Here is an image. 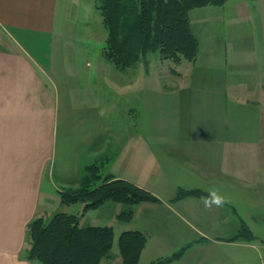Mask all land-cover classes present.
<instances>
[{
    "label": "crops",
    "instance_id": "crops-1",
    "mask_svg": "<svg viewBox=\"0 0 264 264\" xmlns=\"http://www.w3.org/2000/svg\"><path fill=\"white\" fill-rule=\"evenodd\" d=\"M224 6L211 8L224 11ZM84 9L96 10L95 0H0V264L33 262L31 222L46 218L47 200L54 192L61 198V193L78 189L92 165L100 167L103 177L126 180L159 199L131 207L127 231L147 236L142 259L145 254L150 262L170 258L187 240L184 228L206 238L219 221L224 235L215 241L251 247L249 241L233 240L247 226L223 194L227 190V195L243 197L244 192L249 198L253 189L260 188L255 177L246 176L245 168L238 166L256 157L252 151L261 143L264 106L259 89L264 90V80L248 71L250 63L229 66L224 58L225 65H206L190 20L192 10L189 20L199 45L197 58L176 65L174 75L166 77L172 85L164 86L162 94L167 106L174 104V119L166 121L173 132L138 131L143 100L139 86L134 97L135 131L127 139L111 142L109 111L103 109L108 98L94 79L107 78L108 66L87 69V62L86 70L78 69V58L87 60L78 44ZM203 25L208 24L204 21L198 28L204 29ZM204 30V36L215 37ZM104 48L101 52L109 65ZM159 98L146 102L163 105ZM82 147L89 160L81 161ZM125 164L129 169L135 164L134 174H112ZM179 190L200 194L177 199ZM258 195H264L263 187ZM231 218L236 221L228 229ZM192 222L196 227L190 226Z\"/></svg>",
    "mask_w": 264,
    "mask_h": 264
},
{
    "label": "rangeland",
    "instance_id": "rangeland-1",
    "mask_svg": "<svg viewBox=\"0 0 264 264\" xmlns=\"http://www.w3.org/2000/svg\"><path fill=\"white\" fill-rule=\"evenodd\" d=\"M135 2L137 0H132L131 4ZM80 15L82 17L80 18L78 27V44L82 47L81 51L83 50L87 55V60L79 57L78 69L86 70L85 65L87 62L90 63L87 69L99 67L105 70L108 66L109 75L107 78L95 77L94 79L98 84L97 89L100 88V90L104 91L106 98H108V101L104 102L103 109H108L109 111L108 134L111 142L117 141L120 138L127 139L135 131V123H138V120L133 113L134 105L137 101L134 100V97L139 94V86H142L141 93L143 100L141 129L138 131L143 133V135L144 133L153 132L158 134L173 132L171 125H169L170 129L166 127V121L174 119V104L171 103L167 106L162 94L166 90L164 88L167 86L171 87L172 85L168 84L169 79L166 77L174 75L173 70L176 71L178 68L171 61H161L158 51H151L146 55L140 56V59H145H142L136 67L127 68L125 71H122L123 69L118 71L113 64L109 63L108 65L101 52L106 43L104 40L103 23L98 11L94 10L90 12L84 9L80 12ZM190 20L201 43L203 61H206V65H213L214 63L225 65L226 61H224V58L225 60L227 59L229 66L244 64V62L250 63L248 71L255 76V79L260 78V80H264V0H228L225 3L224 11H213L211 7L195 9ZM204 21L208 25H203V28L214 32L215 37H209V34L204 36L203 31L205 30L198 28ZM69 49L71 50H68V53L72 55L73 49ZM183 62L188 64V61ZM187 66L189 67L190 65ZM240 71L244 72V69H240ZM82 77L85 78L84 75ZM163 83L162 88L161 85ZM259 92V98L262 99V105L264 106V90L259 89ZM154 95L155 98L161 96L162 99L159 98L158 102L162 100L163 105L151 106L147 104V102H153L155 99L153 98ZM137 98L138 96H136ZM126 114H128L127 117ZM166 116L168 117L166 118ZM71 119H74L73 116ZM103 121L104 125L108 123L105 116ZM78 137L82 138L80 133H78ZM84 141L85 139H83ZM72 149L77 151L74 146ZM255 150L252 152L256 157L249 158V160L247 158L238 167L239 169L245 168L244 173L246 176L255 177L254 179H256L260 187L258 191L256 192L257 188L253 189L249 198L244 197V192L243 197H240L238 194L236 196L234 194L227 195V190L223 194L226 199L232 202L230 207L239 211L244 224L248 227L246 228L255 237V240L250 242L251 247L247 244L228 245L215 241L221 239L217 235H224V228L220 226L222 225L220 224L221 221L217 224L218 226H211L212 228L208 230L210 233L206 235L207 239L203 238V235L192 233L189 228H184V231L188 233V237H184L187 240L184 246L177 251V253H181L180 258L182 260L172 264H264V195H258L262 191V187L264 191V109L261 126V143ZM58 153H60V150ZM80 159L81 161L89 160V153L84 147H82V151L80 152ZM134 167L129 169L125 164L123 167L114 169L115 171L111 172L112 174H117L125 171V173L132 175L134 174ZM108 172L109 168L107 166L104 173L108 174ZM54 195L50 200H47L46 218L61 213L74 214L80 217V225L84 227H112L114 230L113 248L110 257L104 259L101 264H121L122 257L119 249V238L131 226L129 221L121 220L120 215L127 211L130 206L108 201L98 208L84 211V202L64 204L61 203L60 195L57 192H54ZM235 221L236 219L231 218L227 222L228 229L233 228ZM132 225L134 227L133 223ZM190 226L196 227L195 222H192ZM240 230L242 231L241 228ZM239 241L245 240L241 238ZM142 257L144 259L141 258L142 260H139V264H150L153 262L145 259L148 257L146 254ZM31 264L42 263L34 259Z\"/></svg>",
    "mask_w": 264,
    "mask_h": 264
},
{
    "label": "trees",
    "instance_id": "trees-1",
    "mask_svg": "<svg viewBox=\"0 0 264 264\" xmlns=\"http://www.w3.org/2000/svg\"><path fill=\"white\" fill-rule=\"evenodd\" d=\"M228 0H95L107 42L105 58L117 68H129L141 55L158 51L161 61H171L175 66L197 58L199 45L193 33L189 14L204 7H223ZM199 192L179 191L177 199ZM108 201L129 205L120 215L131 221L132 206L143 202H157L152 193L123 179L103 177L100 167L92 165L76 190L61 193V202H84V211L98 208ZM29 258L42 264H101L110 257L114 230L110 226H82L80 217L56 214L50 218L39 217L29 227ZM252 242L255 237L243 225L233 238ZM147 243L140 231H125L119 238L121 264H139ZM178 252L170 258L151 264H164L180 258Z\"/></svg>",
    "mask_w": 264,
    "mask_h": 264
}]
</instances>
